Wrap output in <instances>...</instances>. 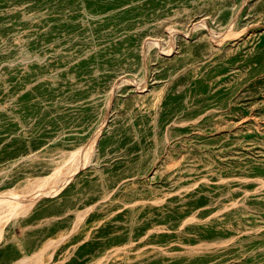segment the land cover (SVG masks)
I'll use <instances>...</instances> for the list:
<instances>
[{"label":"rangeland","instance_id":"obj_1","mask_svg":"<svg viewBox=\"0 0 264 264\" xmlns=\"http://www.w3.org/2000/svg\"><path fill=\"white\" fill-rule=\"evenodd\" d=\"M0 264H264V0H0Z\"/></svg>","mask_w":264,"mask_h":264},{"label":"bare ground","instance_id":"obj_2","mask_svg":"<svg viewBox=\"0 0 264 264\" xmlns=\"http://www.w3.org/2000/svg\"><path fill=\"white\" fill-rule=\"evenodd\" d=\"M91 147V143H87L86 145L71 152L66 159L67 164H73L75 169L79 167L82 168L83 163L86 164L84 161L87 160L88 155L90 156L89 153L91 152ZM65 168L66 166H59L50 176L35 180L33 182V189H30L28 192L14 194L11 199L14 200L16 206H22L29 196L32 197L56 193L62 188L63 183L66 181L67 170ZM71 176V174L68 176L69 179ZM61 178H64L62 182L60 181Z\"/></svg>","mask_w":264,"mask_h":264}]
</instances>
